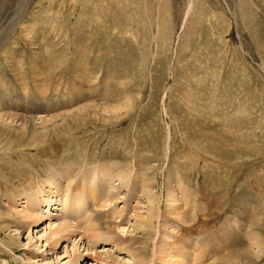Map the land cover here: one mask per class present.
Wrapping results in <instances>:
<instances>
[{"label":"rangeland","instance_id":"374dc122","mask_svg":"<svg viewBox=\"0 0 264 264\" xmlns=\"http://www.w3.org/2000/svg\"><path fill=\"white\" fill-rule=\"evenodd\" d=\"M1 87L33 119L2 124L0 190L20 172L28 186L11 202L0 194V207L11 208L0 219V263L89 264L96 255L94 264H194L196 237L222 239L225 219L229 251L214 255L207 245L196 264H235L249 250L253 218L264 239V0H0ZM20 134L25 144L12 145ZM40 138L47 144L35 146ZM40 149L61 164L75 160L83 175L118 162L130 169L129 184L112 202L100 189V203L74 187L58 192L57 208L32 227L14 213L29 211L22 196L35 185L21 159L44 164ZM43 194L31 201L44 207ZM72 196L76 212L64 205ZM59 221L73 229L50 235ZM108 233L115 244L103 241Z\"/></svg>","mask_w":264,"mask_h":264},{"label":"bare ground","instance_id":"6f19581e","mask_svg":"<svg viewBox=\"0 0 264 264\" xmlns=\"http://www.w3.org/2000/svg\"><path fill=\"white\" fill-rule=\"evenodd\" d=\"M24 1V0H23ZM56 1V0H55ZM29 2V1H28ZM27 5V4H26ZM56 6V5H55ZM24 7V6H23ZM57 7V6H56ZM56 7H55V9H56ZM17 8H19V7H17ZM25 8V7H24ZM189 8V7H188ZM24 10V9H23ZM17 11H19V10H17ZM58 10H56V12H57ZM54 12V11H53ZM234 12V11H233ZM61 13V12H60ZM15 14V13H14ZM17 14V13H16ZM15 14V15H16ZM22 14H23V12H22ZM59 14V13H58ZM232 14V13H231ZM22 17V16H21ZM236 17V16H235ZM15 18V17H14ZM234 18V17H233ZM20 20V19H19ZM13 29V28H12ZM3 35V34H2ZM2 35H1V37H2ZM3 39H4V37H3ZM28 40V39H27ZM2 41V40H1ZM2 44H5V43H2ZM40 60V59H39ZM41 66V65H40ZM44 66V65H43ZM39 67V66H38ZM42 68V67H41ZM36 79V78H35ZM34 79V80H35ZM38 79V78H37ZM40 79V78H39ZM38 79V80H39ZM6 89H7V87H6ZM3 90H4V87H1L0 88V109H2L1 110V112H0V114H2L3 116H0V124H1V126H0V137H1V135H4V134H6V135H9V134H7V133H5L4 131H3V127H4V125L7 123V125H19V126H21V127H23L24 128V123H25V125L29 122V119H33V116H30V115H26V114H24L25 112L23 111V109L25 108V103H18V99H17V97H15V96H8V97H5V96H3V94H4V92H3ZM6 95V94H5ZM11 95V94H10ZM23 97V96H22ZM21 100H23V99H21ZM190 101V100H189ZM191 102V101H190ZM27 104V103H26ZM37 104V103H36ZM37 106V105H36ZM86 106H88L89 108V110L93 107V104H88V105H86ZM86 106H84V107H86ZM94 108H96V107H93V109ZM28 109V108H27ZM40 109V108H39ZM75 109V108H74ZM82 109H86V108H82ZM82 109H81V111H82ZM15 110H17V111H15ZM20 110V111H19ZM34 111H36V108H34V107H31L30 106V108H29V110L26 112V113H28V114H32ZM69 111V110H68ZM92 111V110H91ZM3 112V113H2ZM103 112V111H102ZM107 114H109L110 113V115H117L118 114V110H106L105 111ZM68 113V112H67ZM78 113V112H77ZM111 113H113V114H111ZM103 114H105V113H103ZM63 115V114H62ZM69 115H73V112H70V114ZM68 115V116H69ZM58 116H61V115H58ZM67 116V117H68ZM35 117V116H34ZM70 117H72V116H69L68 118H70ZM74 117H72V119H73ZM77 120V119H76ZM75 120V121H76ZM70 121V120H69ZM3 123H5L4 125H3V127H2V124ZM60 124H61V127H63V122H60ZM5 127H7V126H5ZM44 130H47L46 128L44 129ZM36 135H38L37 133H36ZM52 135H55V136H57V134H55V131H53L52 133H50L49 134V137H43L44 135H42L41 137H42V139L44 138L45 140L44 141H46V142H49V141H47V140H50V138H53V137H51ZM16 140H13V143H12V145L13 144H16L15 146H19V143H21V144H25V137L22 135V134H20V135H18V137H14ZM42 139L40 138V140L38 141H36L35 142V146H38V144H47L46 142H43L42 141ZM31 141V140H30ZM9 148H11V146H8ZM16 148H18V147H16ZM1 150V149H0ZM42 149H40V150H38V153L40 154V156H42L43 158H44V160H45V162H44V164H42L41 162H38L37 163V166H35V165H33V164H28L26 161H24V160H22L21 159V162L20 163H22V165H24V167L25 168H27V171H29V172H31L32 174H33V180H30V181H34V187L31 189V192H23V193H25V194H23L22 192V194L24 195V196H22V197H24V199H25V204H26V206H27V209H29V211H18L17 210V212H15L14 214H16V215H18V217L19 216H22V218L21 219H23V220H29L32 224H31V226L32 227H34V225L35 224H37L38 223V221L40 220V218H43L44 216H45V214L46 213H49L50 212V210L51 209H56L57 207H56V205H57V202L59 203V195L62 193V192H64V195H62L63 197H65V196H68L70 193H69V191H70V189H72L71 187H74V189L73 190H78V193L80 194L83 190L85 191V192H87L86 193V195L88 196V199L89 200H94L95 199V201H96V199H98V198H96L97 197V194L96 193H94V191L96 190V189H100V192H98V194H100L101 195V197H108L107 199H106V201L108 200V202L109 201H111L112 202V200H113V195L114 194H118L117 192H118V188L120 187V188H124V187H126V186H128V184H129V181H127L128 179H130L129 177H130V169L128 168V167H125L124 165H121V164H117V163H115V162H107V163H100V164H96V166H94V165H90V166H88V168L86 169V168H84L83 167V172H87L86 173V175L84 174H81V172H80V167H78V166H76V163H74V161L75 160H69V162L67 161V162H62V164L60 163V162H57L56 160H55V158L53 157L54 155H55V153L53 154V155H51L49 152H44V151H41ZM11 153V152H10ZM5 155V154H4ZM12 157H13V155H12ZM12 157H10V158H12ZM15 159V158H14ZM0 161H3L2 159H0ZM20 161V160H19ZM43 161V160H42ZM10 165V164H9ZM24 168V169H25ZM22 170V169H21ZM26 170V169H25ZM14 171V170H13ZM132 171V170H131ZM15 172V171H14ZM140 174V173H139ZM22 175H24V173H22L21 174V172L20 173H18L17 175H15V177H13L12 179L11 178H6V179H3V181H2V186H5V188H4V190L3 191H1V195H5L4 197H6V199L8 200V202H11L13 199L15 200L16 198H19L20 196H19V194H20V192H19V194H17L18 192H17V187H22V186H25V185H27L28 186V184H25L24 183V181H21V180H25V179H27V178H25V179H23V177H22ZM2 176H3V174H2ZM143 176V175H142ZM142 176L140 175V176H138V178H142ZM4 177V176H3ZM12 177V176H11ZM29 177H31V176H29ZM97 179L96 180V183H98V184H95L94 183V179ZM135 178V177H134ZM30 179H32V177L30 178ZM21 181V182H20ZM114 181L115 182H117V184H113L114 183ZM136 180L134 179V182H135ZM138 182V181H137ZM146 182L148 183V176H145L143 179H142V185H141V182H140V185L142 186V190L143 191H145L146 193H147V196L146 197H148V198H150V197H152V195L150 194V192H149V190H150V188L147 186V184H146ZM16 183V184H15ZM17 183H18V185H17ZM131 183V182H130ZM13 184V185H12ZM31 184V186L30 187H32V183H29V185ZM133 184V183H132ZM131 184V185H132ZM135 184V183H134ZM132 185V186H135V185ZM139 184V183H138ZM10 185V186H9ZM6 186H8V187H6ZM122 186H124V187H122ZM118 187V188H117ZM146 187H148V188H146ZM117 188V189H116ZM171 188V187H170ZM169 188V189H170ZM101 190L103 191V192H101ZM152 190V189H151ZM27 191V190H26ZM28 191H30L29 189H28ZM36 191L40 194V193H44L43 195H44V207H41L40 206V203L41 202H39L38 200H34V201H31V198L32 197H34V195L36 194ZM58 192H61V193H59V195L57 194ZM75 192V191H74ZM149 192V193H148ZM169 193H170V195L172 194V190L170 191H168ZM183 192V191H182ZM186 192V194H187V191H185ZM185 192H184V194H185ZM8 193H13V195H12V198H9L8 199ZM7 194V195H6ZM149 194H150V196H149ZM15 195V196H14ZM99 195V196H100ZM144 195H146V194H144ZM168 195V194H167ZM61 196V197H62ZM93 196H96V197H93ZM72 197H75V199L74 200H72V201H69L68 202V199L66 198L65 199V201H64V205L65 206H70L71 207V209H69V210H67V211H71V212H76V210H74V208L76 207V206H78V205H81L80 203H79V200L80 199H78L76 196H72ZM185 197H187V196H185ZM184 197V198H185ZM55 198H57V199H55ZM83 198V197H82ZM183 198V199H184ZM152 199V198H151ZM183 199H181V200H183ZM83 200V199H82ZM100 199H98V202L100 203V201H99ZM174 200V199H173ZM150 201V200H149ZM175 201L176 200H174V203H175ZM102 202V201H101ZM151 203H153L152 201H150ZM20 203H24L23 201L21 202L20 201ZM114 203V202H113ZM150 203V204H151ZM102 204V203H101ZM154 204V203H153ZM42 205V204H41ZM106 206H111V205H109L108 203L107 204H105ZM6 206V205H5ZM149 206V205H148ZM52 207H54V208H52ZM80 207V206H79ZM147 207V206H146ZM154 207V206H153ZM1 209H4L5 211L7 210V209H5V208H3V206H1L0 207ZM43 208H46L45 210L43 209ZM172 208V207H171ZM0 209V210H1ZM38 209H40V211H37ZM42 209V210H41ZM97 209V208H96ZM177 209L178 208H176V212H177ZM8 210H11V208H8ZM7 210V211H8ZM158 210V209H157ZM179 210V209H178ZM194 210V209H193ZM2 211V210H1ZM0 212V219H1V217L3 218L2 220H4V219H9L10 218V216H9V212ZM137 211V210H136ZM175 211H171V213L172 212H174L175 213ZM157 212V211H156ZM195 212V211H194ZM194 212H192V213H194ZM147 213V212H146ZM158 213V212H157ZM180 213V212H179ZM207 213H209V211H207ZM206 212L203 214V216H205V217H207L208 215H206L207 214ZM20 214H22V215H20ZM156 214V213H155ZM51 215V214H50ZM138 215V214H137ZM195 215V214H194ZM158 216V215H157ZM160 216V215H159ZM174 216H175V214H174ZM177 216H179V214H177L176 215V217ZM202 216V218H205V217H203ZM17 217V216H16ZM139 217H141V216H138V218ZM151 217V216H150ZM195 217V216H194ZM18 219V218H17ZM65 219V218H64ZM85 219V218H84ZM192 219H193V217H192ZM1 220V221H2ZM12 220V219H11ZM14 220V219H13ZM139 220V219H138ZM147 220V219H146ZM195 220V219H194ZM65 221V220H64ZM64 221H59V223L60 222H62V223H60L59 225H56L54 228H53V230L52 229H50V226L51 225H49V230H51V232H50V235H57V234H60V233H62L63 234V232H65V234H66V232L70 229L71 230V228L73 229V225H72V227H71V225H69L68 223H69V220H68V223H67V221L66 222H64ZM87 221H88V219H87ZM102 221V220H101ZM184 221V220H183ZM4 223H7V222H5V221H3ZM23 222V221H22ZM37 222V223H36ZM185 222V221H184ZM197 223L198 222H201V221H199V218H198V220L196 221ZM15 223V222H14ZM70 223H71V221H70ZM76 223V222H75ZM88 223V225L90 224V222L88 221V222H86V224ZM92 223V222H91ZM152 223V222H151ZM230 223H231V219H225L224 220V227H222V231L223 232H221L220 233V237L222 238V239H219V237H213V240H212V243H211V238H210V240H208L207 238H199V237H196V236H198V232H197V230H194L193 229V231H192V235H193V237L195 236L197 239L195 240V242H196V244L194 243V245H196V248H197V251H195L194 252V254L192 255V256H194V257H192V260H194L193 262H194V264H196L199 260H200V258L202 257H204V254H206V252H207V249L209 248L210 249V247L209 246H207V245H210L211 244V250H212V252L213 253H211V254H214L215 253V251H216V248H218L219 247V250H220V252H228L229 251V245H227L228 243H226V244H224L226 241L228 242V240L231 238V236H230V232H233V230L232 229H229L230 227H231V225H230ZM52 224V223H51ZM101 224V223H100ZM187 224V223H186ZM257 224H258V221H257V218H253V219H251L250 221H249V228L250 229H246V232H248V233H246L245 234V239H247L248 241H249V245H248V248H249V250H247L245 253H241V255H243V257H238V256H236L235 257V259H234V261H235V264H247V262H246V260H248V259H254L255 258V262L254 261H252V263L251 264H257L256 263V261L258 260L259 262H261L262 263V261H263V257H261L262 255H263V253H264V239H263V235L261 234V233H259V231H256L254 228L257 226ZM2 225V224H1ZM53 225V224H52ZM75 225H77V224H75ZM74 225V226H75ZM79 225V224H78ZM28 226H30L29 224H28ZM101 226V225H100ZM152 226V225H151ZM204 226H207V224H205ZM8 227V226H7ZM78 227V226H77ZM87 227V226H86ZM85 228V227H84ZM104 228V227H103ZM160 228V227H159ZM75 229H76V226H75ZM116 229V228H115ZM203 229V228H202ZM69 230V231H70ZM106 230L107 231H110V229H107L106 228ZM121 230H123V229H121ZM73 231V230H72ZM113 232V231H112ZM111 232V233H112ZM115 232V231H114ZM117 232V231H116ZM68 233V232H67ZM106 233V232H105ZM99 234V233H98ZM97 234V235H98ZM100 234H102V233H100ZM113 234H115V233H113ZM102 235H104V236H106V234H102ZM108 235L110 236L111 234L110 233H108ZM116 235V234H115ZM40 236V235H39ZM58 236V235H57ZM118 236V235H117ZM117 236H115V237H117ZM55 238L54 239H56V236H54ZM100 238H101V236H99ZM111 237V239H108L107 240V238H108V236H107V238L105 239H103V241H108V242H111V243H114L115 244V242H116V238H114L112 235L110 236ZM19 238V237H18ZM53 238V237H52ZM91 238H93L94 240L92 241V242H97L98 240H100V239H96L95 238V236H93V237H91ZM102 238H103V236H102ZM101 238V239H102ZM118 239H119V236L117 237ZM121 238V237H120ZM58 240H59V238H58ZM215 240V241H214ZM241 241V240H240ZM56 243H58V242H56ZM99 243V242H98ZM121 244L123 243V242H120ZM113 244V245H114ZM224 244V245H223ZM116 245H117V243H116ZM126 245V244H125ZM124 244H122V246H125ZM205 245V246H204ZM127 246V245H126ZM125 246V247H126ZM131 246H133V245H131ZM193 248H195V246H193V245H191ZM254 249H257V251L254 253V252H252L253 251V248ZM173 248V247H172ZM191 248V247H190ZM136 249V248H135ZM142 249V248H141ZM196 250V249H195ZM218 250V251H219ZM134 251V250H133ZM139 251L141 252V250L139 249ZM217 251V252H218ZM215 253L214 255H217L218 253ZM130 253V252H129ZM159 253V252H158ZM163 253V252H162ZM134 255H135V257H137V256H139V258H141V256H142V253H133ZM151 254V253H150ZM100 255V254H99ZM94 256V255H93ZM103 256V255H102ZM152 256V255H151ZM69 257V256H68ZM133 257V256H132ZM229 256H227V258H228ZM231 257H233V256H231ZM106 258H107V256H106ZM151 258V257H150ZM153 258V257H152ZM151 258V259H152ZM29 259V258H28ZM192 260H190V261H192ZM30 261V260H29ZM95 261H99V257H97L96 255L93 257V260L92 261H89L90 263L89 264H94L95 263ZM173 261V260H172ZM182 261V260H181ZM216 261V260H215ZM219 261V260H218ZM152 262V261H151ZM163 262V261H162ZM251 262V261H250ZM147 263H148V261H147ZM0 264H2V262L0 263ZM71 264V263H70ZM200 264V263H199Z\"/></svg>","mask_w":264,"mask_h":264}]
</instances>
